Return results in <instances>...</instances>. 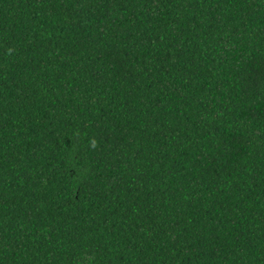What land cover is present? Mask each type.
Segmentation results:
<instances>
[{"label": "trees", "instance_id": "1", "mask_svg": "<svg viewBox=\"0 0 264 264\" xmlns=\"http://www.w3.org/2000/svg\"><path fill=\"white\" fill-rule=\"evenodd\" d=\"M0 264H264V0H0Z\"/></svg>", "mask_w": 264, "mask_h": 264}]
</instances>
